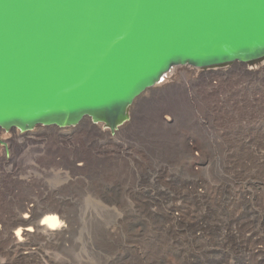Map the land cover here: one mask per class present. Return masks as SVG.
I'll use <instances>...</instances> for the list:
<instances>
[{"label":"rangeland","instance_id":"1","mask_svg":"<svg viewBox=\"0 0 264 264\" xmlns=\"http://www.w3.org/2000/svg\"><path fill=\"white\" fill-rule=\"evenodd\" d=\"M175 69L116 135L83 120L11 137L0 264H264V61ZM28 206L66 213L56 244L11 239Z\"/></svg>","mask_w":264,"mask_h":264},{"label":"water","instance_id":"2","mask_svg":"<svg viewBox=\"0 0 264 264\" xmlns=\"http://www.w3.org/2000/svg\"><path fill=\"white\" fill-rule=\"evenodd\" d=\"M263 61L264 0H0V129L114 131L176 67Z\"/></svg>","mask_w":264,"mask_h":264},{"label":"bare ground","instance_id":"3","mask_svg":"<svg viewBox=\"0 0 264 264\" xmlns=\"http://www.w3.org/2000/svg\"><path fill=\"white\" fill-rule=\"evenodd\" d=\"M184 69H191V68L187 67ZM197 70H194V71H196V74L198 73ZM171 74H173V72H170L169 74L166 75V77L163 79V81L160 82L156 86L157 89L159 86L162 87L163 85H165L166 82H168L171 79V78H169V76ZM172 79H176V78L172 77ZM173 81H175V80H173ZM173 81H172V84L169 83V84H171L170 86H168L169 89H173L176 86L175 84H177V83H175ZM155 88H153L152 90H155ZM165 92H166V90H165ZM159 94H160V92H159ZM131 110H130V112H131ZM130 117H131V115H130ZM85 121H89L92 124V119L89 117L85 118ZM127 124L128 123H126L123 127L117 128L116 130L111 131V132L114 133L113 135H116L118 132L123 130ZM78 126L79 125H77V127ZM51 127L62 129V134L67 133L69 131H72V129H74L73 126L72 127H58V126H54V125L47 126V125H43V124H39V125L31 128V129H28V130H21L19 128H12L10 130L0 129V139L2 141L0 143V164H1V161L5 158V156L10 155L9 143L11 141L10 139L12 136H15V138H18L17 140L20 141V140H23V137L26 135H33L34 132L36 130H38V128L41 130L44 128H51ZM95 127H98V130H100L101 132L111 133L108 130H106L107 127L104 124L101 125V123H100V125L97 124V125H95ZM28 207H26L27 209H25V211H26L25 214H23V215L21 214L23 212V209L21 212L17 213V219H16V221L13 222V225H12V229H14V230L12 232L13 238H11V239H13V241L18 246H27L28 240H30V239H32V240H36V239L39 240L40 239L49 245L50 244H56L59 237H61V236L63 237L67 228H68L66 225V221H64V215L66 213L64 214V211L58 210L55 208H46L40 212H37L36 210H34V208H31V206H28Z\"/></svg>","mask_w":264,"mask_h":264}]
</instances>
